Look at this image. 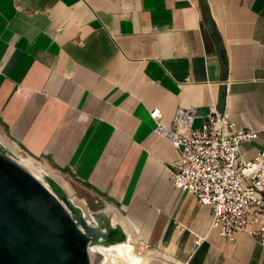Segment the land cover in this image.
<instances>
[{"label": "crops", "instance_id": "1", "mask_svg": "<svg viewBox=\"0 0 264 264\" xmlns=\"http://www.w3.org/2000/svg\"><path fill=\"white\" fill-rule=\"evenodd\" d=\"M180 108L258 131L245 160L264 149V0H0L2 136L176 264H264L256 225L224 238L172 185L179 152L150 112Z\"/></svg>", "mask_w": 264, "mask_h": 264}, {"label": "built area", "instance_id": "2", "mask_svg": "<svg viewBox=\"0 0 264 264\" xmlns=\"http://www.w3.org/2000/svg\"><path fill=\"white\" fill-rule=\"evenodd\" d=\"M150 116L155 133L168 138L179 152L172 185L211 208V228L224 238L252 224L256 228L250 233L264 246V149L251 160H245L241 150L258 138V131L238 127L227 111L217 109H210L200 127L195 126L202 118L196 108L178 109L171 125L160 120L159 109Z\"/></svg>", "mask_w": 264, "mask_h": 264}, {"label": "water", "instance_id": "3", "mask_svg": "<svg viewBox=\"0 0 264 264\" xmlns=\"http://www.w3.org/2000/svg\"><path fill=\"white\" fill-rule=\"evenodd\" d=\"M52 188L0 147V264H92L91 244L119 240L100 215L92 225L60 186Z\"/></svg>", "mask_w": 264, "mask_h": 264}, {"label": "rangeland", "instance_id": "4", "mask_svg": "<svg viewBox=\"0 0 264 264\" xmlns=\"http://www.w3.org/2000/svg\"><path fill=\"white\" fill-rule=\"evenodd\" d=\"M0 143L7 147L17 159L29 158L34 161L36 169H44L54 175L59 182L61 181L60 183L62 185L64 184L68 196L74 198L76 205L83 209L85 218L92 225H96V216L100 215L99 217H101L104 224L103 229L107 231L112 227L113 222L120 216L116 209L107 206L103 201L97 200L86 188L77 184L69 175L54 169L45 161L32 159L6 140L1 133ZM131 238L132 243L120 247L124 248V250L126 249V254L121 257H116L117 264H133V260L140 257L145 260V264H176L172 260L166 258L162 252L154 250L153 247H150L144 242L141 243L135 236ZM90 257L92 264H102L104 260L103 255L99 252H90Z\"/></svg>", "mask_w": 264, "mask_h": 264}, {"label": "bare ground", "instance_id": "5", "mask_svg": "<svg viewBox=\"0 0 264 264\" xmlns=\"http://www.w3.org/2000/svg\"><path fill=\"white\" fill-rule=\"evenodd\" d=\"M0 147H5L2 143H0ZM7 148V147H5ZM8 149V148H7ZM12 153V152H11ZM14 156V154H13ZM14 159H16L22 166H24L26 169H28L32 174H34L38 179H40L44 184H46L50 189H53L52 187L56 184L60 186L68 199L71 203L76 205V202L74 198L68 196L64 184L62 185L51 173L45 171L44 169L38 170L36 169V165L34 164V161H32L29 158L24 159H17L14 156ZM57 177V176H56ZM58 178V177H57ZM77 206V205H76ZM79 207V206H78ZM82 210L83 216L85 217V213L83 209ZM114 229L112 231L119 233L120 238L119 240H115L113 243L110 244H91L89 251L90 252H99L103 255L104 260L102 264H117L116 257H121L122 255L126 254V249L120 248L121 246L128 245L129 243H132L129 232L127 231V226L125 225L124 220L117 219L113 222ZM120 243V244H117ZM116 244V245H115ZM133 264H145V260H143L141 257L134 259Z\"/></svg>", "mask_w": 264, "mask_h": 264}, {"label": "flooded vegetation", "instance_id": "6", "mask_svg": "<svg viewBox=\"0 0 264 264\" xmlns=\"http://www.w3.org/2000/svg\"><path fill=\"white\" fill-rule=\"evenodd\" d=\"M117 233V232H116Z\"/></svg>", "mask_w": 264, "mask_h": 264}]
</instances>
